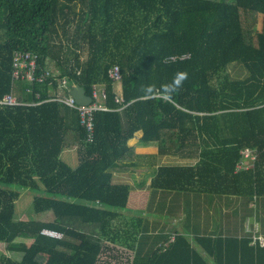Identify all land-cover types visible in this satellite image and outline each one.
<instances>
[{"label":"trees","instance_id":"obj_1","mask_svg":"<svg viewBox=\"0 0 264 264\" xmlns=\"http://www.w3.org/2000/svg\"><path fill=\"white\" fill-rule=\"evenodd\" d=\"M76 1L0 0V99L13 93L22 103L0 105V243L13 255L0 254V264H96L106 241L135 250L134 264H208L181 234L160 251L148 230L139 237L115 227L131 188L115 183L114 172L136 159L128 142L138 131L161 155L197 159L159 166L155 192L239 201L225 214L226 235L202 238L219 264H264L252 232L239 237L252 217L249 227L259 222L264 237V0H79L78 11ZM60 29L74 48L56 41ZM15 50L38 54V72L55 73L51 84L14 80ZM114 65L119 82L109 78ZM177 70L188 79L171 102L139 93ZM64 78L89 95L93 85L105 87L113 110L96 112L92 142L76 109L47 100L51 91L70 95L59 88ZM245 148L256 151L254 168L236 171ZM67 149L76 150V167L61 158ZM25 190L36 191L33 212L53 220L16 219Z\"/></svg>","mask_w":264,"mask_h":264},{"label":"crops","instance_id":"obj_2","mask_svg":"<svg viewBox=\"0 0 264 264\" xmlns=\"http://www.w3.org/2000/svg\"><path fill=\"white\" fill-rule=\"evenodd\" d=\"M142 134V131L136 133L138 141ZM72 150L75 149H67L63 152ZM135 151L137 156L134 162H124L122 164L125 165L114 172L115 183H125L131 188L127 207L123 210L120 218L114 222L115 227L121 229L124 234L137 230L139 237L142 233L145 234V230H148L147 234L154 237L156 247L160 251L165 250L164 248L174 242L178 234H181L192 247L198 250L208 264H219L217 257L204 247L202 238L210 235L215 237L217 234L224 237L227 233L225 214L231 212L239 201L232 197L221 199L206 194L195 197L193 193L175 199L171 193L167 194L168 191L158 189L155 192L150 184L159 166L192 165L197 159L181 158L177 155H161L156 143L142 144L139 142V145L135 146ZM249 220L250 223L251 221L256 222L253 217L247 222ZM258 224L259 222L255 223L259 232L260 225ZM250 232L245 223L244 230L239 232V237ZM172 238H174L173 241H171ZM150 243L143 245L144 253L149 250ZM175 261L179 262L177 259Z\"/></svg>","mask_w":264,"mask_h":264},{"label":"built area","instance_id":"obj_3","mask_svg":"<svg viewBox=\"0 0 264 264\" xmlns=\"http://www.w3.org/2000/svg\"><path fill=\"white\" fill-rule=\"evenodd\" d=\"M38 54L31 51L15 50L13 53L12 62V77L14 80L27 81L31 84H51L48 82L49 79L55 76L53 70L50 67L45 68L42 72H38ZM174 58V57H173ZM79 73V71H78ZM109 78L114 82H119L121 79L120 68L114 65L108 70ZM60 89H67L70 92L69 83L66 78L62 79ZM60 93V91H59ZM51 98L47 100H56L65 103L71 108L76 109L79 112L80 124L85 129L86 140L92 142L94 140L95 126L94 118L98 111H109L113 110L111 107L104 103L106 99V90L104 86L95 84L92 87V93L90 94L92 100L87 105H79L76 103L75 99L69 95L66 97H61L58 94L51 92ZM38 97L39 94L37 93ZM115 101L122 104L123 98L121 94H115ZM19 102L13 93L6 94L0 99V105H19ZM123 106V105H122ZM243 158L237 163L236 171L247 170L249 168H254V161L257 158L256 151L251 148H245L241 151ZM248 227V226H247ZM248 231L252 232V243L255 244L259 242L261 246H264V237L258 234V228L255 229L247 228ZM42 234L54 238H62L63 234L61 232L44 228L41 231ZM174 238L171 239L173 241ZM165 249V248H164ZM135 250L128 246L114 244L110 241L105 242L104 248L97 256L96 264H134Z\"/></svg>","mask_w":264,"mask_h":264},{"label":"rangeland","instance_id":"obj_4","mask_svg":"<svg viewBox=\"0 0 264 264\" xmlns=\"http://www.w3.org/2000/svg\"><path fill=\"white\" fill-rule=\"evenodd\" d=\"M82 7H84V5H82L81 2L79 0H77L76 1V10L78 11ZM74 25H75V22L73 25L70 24V26H69V30H68L69 32L68 33L71 36L73 35ZM257 27L259 29L262 28V15H259ZM56 41L57 42L63 41L65 43V46H70L71 48H74V44L66 36H64L62 29H60V36ZM82 47L83 48L81 49V58H86V56H87L86 46L83 45ZM51 64L54 65V63H51ZM212 82H215L214 78H212ZM56 94H58L61 97L69 96L68 93L65 91L64 92L61 91L60 93L57 92ZM137 136H138V134H137ZM137 136H135L134 139L129 140L128 143L135 145V146L139 145V141L136 138ZM61 158L72 167H76L78 165V159H77L78 157H77V153L75 150L63 152L61 155ZM15 187L16 186H14V188ZM35 194H36V191H32V190L23 191L20 198L16 202V213H15L16 219L28 220V219H32V218H36V219L40 218L41 220H44V221L53 220L54 217H53V214L51 212H47V213H44L41 215H37L33 212V208H32L33 203L32 202H33V199L35 197ZM137 211L140 212L139 210H137ZM246 224L248 226V224H250V220ZM247 228H250V227L248 226ZM0 254H6L8 256H13L12 253L7 250L5 243H0ZM14 257L20 258V255L14 254Z\"/></svg>","mask_w":264,"mask_h":264},{"label":"clouds","instance_id":"obj_5","mask_svg":"<svg viewBox=\"0 0 264 264\" xmlns=\"http://www.w3.org/2000/svg\"><path fill=\"white\" fill-rule=\"evenodd\" d=\"M188 79V73L183 70H177L170 81L155 84H142L138 89L139 93L145 98L156 99L157 97L164 102H171L175 94L183 87Z\"/></svg>","mask_w":264,"mask_h":264},{"label":"water","instance_id":"obj_6","mask_svg":"<svg viewBox=\"0 0 264 264\" xmlns=\"http://www.w3.org/2000/svg\"><path fill=\"white\" fill-rule=\"evenodd\" d=\"M70 95L75 99L76 103L79 105H87L91 102V96L86 92V89L78 84H69Z\"/></svg>","mask_w":264,"mask_h":264}]
</instances>
